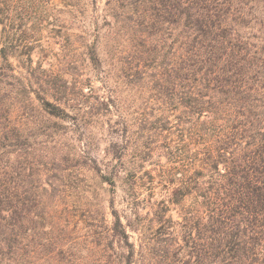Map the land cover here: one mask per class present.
<instances>
[{
	"label": "trees",
	"instance_id": "trees-1",
	"mask_svg": "<svg viewBox=\"0 0 264 264\" xmlns=\"http://www.w3.org/2000/svg\"><path fill=\"white\" fill-rule=\"evenodd\" d=\"M99 1L0 0V264H264V0Z\"/></svg>",
	"mask_w": 264,
	"mask_h": 264
},
{
	"label": "rangeland",
	"instance_id": "rangeland-1",
	"mask_svg": "<svg viewBox=\"0 0 264 264\" xmlns=\"http://www.w3.org/2000/svg\"><path fill=\"white\" fill-rule=\"evenodd\" d=\"M104 2L105 0L99 1L98 7L100 9L103 8ZM72 31L77 32L75 28ZM1 43L2 33L0 27V48ZM34 45L36 46L32 55L34 59V65L41 64L44 67H49L50 64L62 65V62L66 59H69L71 55V49L68 46H64L66 44L62 46L61 44L54 45L53 42L48 47L45 42L40 41L38 43L35 42ZM12 61L17 65L16 60ZM97 85H99L98 82H96V86ZM126 94V92L123 93V96L126 97ZM91 137L96 146V149L93 150L94 152L92 153L93 157H97L102 162L108 161L110 156L106 157L105 148L108 146L109 141L112 140L111 135H109L107 132L101 131L100 126H98L97 128L93 129ZM74 145L79 146L78 142L76 141ZM71 146H73V144H71ZM77 149H79V147ZM73 187H79L80 191H78V193H74V198L69 196V194L65 195L64 198H62V200L57 203V205L59 212H62V222L66 223V220H70V227L71 229H74L73 236L76 237L81 235V229H84V226L86 227V223L84 222L86 220V215L84 214L87 213L84 212L85 210L83 209L90 208L91 211H94L95 213L102 205H108L107 200L110 196L101 188L102 186L99 183V178L94 172L87 173L84 179L79 178L74 180ZM103 187L108 188L109 186L105 184ZM119 194L121 195L122 193L119 192ZM82 197H84V199L86 198V203H89L85 207L82 206V203H85V200L80 201Z\"/></svg>",
	"mask_w": 264,
	"mask_h": 264
}]
</instances>
